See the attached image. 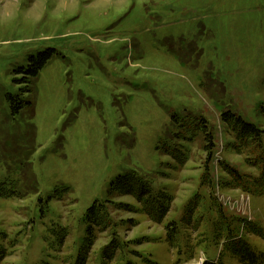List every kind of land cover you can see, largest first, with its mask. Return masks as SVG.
<instances>
[{"label": "rangeland", "instance_id": "rangeland-1", "mask_svg": "<svg viewBox=\"0 0 264 264\" xmlns=\"http://www.w3.org/2000/svg\"><path fill=\"white\" fill-rule=\"evenodd\" d=\"M225 112L264 130V0H0V264H239L221 216L264 254V194L222 183L223 162L256 177ZM127 174L152 196L116 190Z\"/></svg>", "mask_w": 264, "mask_h": 264}, {"label": "trees", "instance_id": "trees-1", "mask_svg": "<svg viewBox=\"0 0 264 264\" xmlns=\"http://www.w3.org/2000/svg\"><path fill=\"white\" fill-rule=\"evenodd\" d=\"M46 57L43 55H38L37 57L31 56L28 59L27 66L24 68H18L16 73H21L22 78H13L12 82L10 81L11 92L15 89L16 92L13 94H6V109L5 113L7 118H9V123L12 124L14 118L17 115L21 114L24 109L32 107L31 102L25 100L24 95L30 94V86L32 81L38 77L39 71L43 69L46 65ZM17 87V88H14ZM4 104V102H3ZM33 108V107H32ZM221 121L226 128V131L233 137L235 143H230V146L234 151H237L239 154L247 153L245 155V164H247L251 169L256 171V176L253 178L250 174H241L237 168L232 165H228L226 162L221 163L222 171L224 174L230 176L231 182H222L223 185L233 186L241 185L243 189H246L249 185L255 190L258 194H264V130L256 127L253 124L247 123L243 118L234 115L231 112H225L221 116ZM207 135L208 145L206 149L209 151V147L211 144V137L209 134ZM206 135L204 136V140H206ZM206 176L202 177V184H205ZM209 183V188H212V182L207 181ZM118 187L116 190H119L122 195H135L138 199H141L143 195L148 194L152 196L151 186L148 180L143 177L131 176L129 174L120 177L117 181ZM10 191L15 192L14 189ZM197 194V193H196ZM2 195V191L0 192V196ZM195 197H199L195 195ZM169 198V202H170ZM118 209L126 208L129 206L127 204H116ZM162 206V205H161ZM99 208L100 217L97 220L98 222H102L105 219H110V215H108L106 206L103 203H95L92 208L88 210V213H93V211ZM101 210V211H100ZM168 210V202L167 209H164L159 216V219L163 218L164 214ZM221 228L218 230L215 229V237L214 241L221 240L223 246L226 248L227 253L231 259H235L239 264H264V254L259 253L256 254L250 247L247 241L240 236V224L242 222L241 219L236 218L234 216L230 217V220H226L224 216H221ZM159 222V221H158ZM166 229H169L170 234L168 237H172L174 240L176 239V235L178 234V225L176 222L168 223ZM171 227V229H170ZM103 231V230H101ZM114 247L118 248L120 244H118L116 239L111 241ZM222 255H220L217 262L214 264H223ZM130 264V263H128ZM204 264H211L205 262Z\"/></svg>", "mask_w": 264, "mask_h": 264}, {"label": "built area", "instance_id": "built-area-1", "mask_svg": "<svg viewBox=\"0 0 264 264\" xmlns=\"http://www.w3.org/2000/svg\"><path fill=\"white\" fill-rule=\"evenodd\" d=\"M225 204H228L227 202H225Z\"/></svg>", "mask_w": 264, "mask_h": 264}]
</instances>
